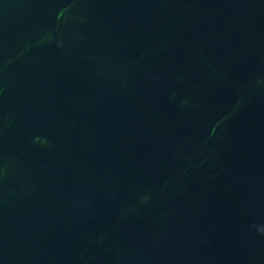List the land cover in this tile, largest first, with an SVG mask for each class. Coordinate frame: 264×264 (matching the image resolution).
I'll use <instances>...</instances> for the list:
<instances>
[{"label": "water", "instance_id": "water-1", "mask_svg": "<svg viewBox=\"0 0 264 264\" xmlns=\"http://www.w3.org/2000/svg\"><path fill=\"white\" fill-rule=\"evenodd\" d=\"M0 264H264V0H0Z\"/></svg>", "mask_w": 264, "mask_h": 264}]
</instances>
